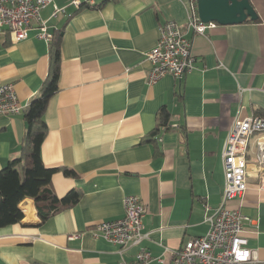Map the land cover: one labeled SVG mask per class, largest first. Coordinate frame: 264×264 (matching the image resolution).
Returning a JSON list of instances; mask_svg holds the SVG:
<instances>
[{
    "label": "crops",
    "instance_id": "0c3cea01",
    "mask_svg": "<svg viewBox=\"0 0 264 264\" xmlns=\"http://www.w3.org/2000/svg\"><path fill=\"white\" fill-rule=\"evenodd\" d=\"M73 1H54L66 14L53 17V4L41 13L48 33L63 32L59 90L44 115L41 155L56 169V196L77 191L80 200L46 220L33 199L23 200L22 221L0 228V264L135 263L141 248L152 254L149 264H173L174 252L208 233L207 218L222 204V153L233 122L264 116V0H250L257 21L215 23L204 35L188 30L189 0ZM168 21L191 39L196 69L181 82L166 75L151 85L146 53ZM39 26L32 22L18 42L0 33V85L12 83L24 108L0 116V172L20 157L24 110L49 76L51 42L38 37ZM256 142L248 151V188L227 205L251 219L244 224L248 247L264 261V170ZM127 197L143 201L147 237L122 251L92 231L123 218Z\"/></svg>",
    "mask_w": 264,
    "mask_h": 264
},
{
    "label": "built area",
    "instance_id": "2783aa9c",
    "mask_svg": "<svg viewBox=\"0 0 264 264\" xmlns=\"http://www.w3.org/2000/svg\"><path fill=\"white\" fill-rule=\"evenodd\" d=\"M55 0H0V33H10L14 41L27 38L32 22H38V37L48 42L53 35L48 33L46 23L41 21V13ZM87 0V4H92ZM198 0H189L188 30L204 35L215 23H203L197 12ZM76 7L79 0L72 2ZM66 8L54 5L53 17L66 14ZM146 61L151 65L149 84H156L162 77L172 75L181 82L192 73L195 60L192 41L187 38L174 21L159 27V39L154 48L146 53ZM15 86L12 83L0 85V116H14L23 111ZM257 138V165L264 170V116L254 115L236 119L228 133L222 153L225 174V188L222 204L208 216L209 231L200 238L192 239L174 252L173 264H264L248 247L244 224L250 218L228 207V203L241 198L247 188L248 151L252 138ZM264 189V184L261 185ZM125 216L118 220L99 222L93 228L95 237H103L110 243L121 246L125 251L131 246H139L147 237L143 233V218L146 207L139 197L124 200ZM152 254L141 248L135 263L122 261L121 264H149Z\"/></svg>",
    "mask_w": 264,
    "mask_h": 264
},
{
    "label": "trees",
    "instance_id": "16d2710c",
    "mask_svg": "<svg viewBox=\"0 0 264 264\" xmlns=\"http://www.w3.org/2000/svg\"><path fill=\"white\" fill-rule=\"evenodd\" d=\"M63 32L55 33L50 47V69L40 96L35 98L24 110L28 123V132L19 158L9 162L0 172V228L22 221L24 215L19 204L33 199L42 220L60 209L73 205L80 200L77 191L70 192L60 200L51 188V178L56 169L47 168L41 155V147L47 135L44 118L49 99L59 90L61 66V43ZM169 115L164 110L161 114V127H167ZM160 129V127H159ZM159 130L156 131L158 133ZM66 175L73 172L64 171Z\"/></svg>",
    "mask_w": 264,
    "mask_h": 264
},
{
    "label": "water",
    "instance_id": "95a60500",
    "mask_svg": "<svg viewBox=\"0 0 264 264\" xmlns=\"http://www.w3.org/2000/svg\"><path fill=\"white\" fill-rule=\"evenodd\" d=\"M197 12L203 23L222 26L239 25L259 18L250 0H198Z\"/></svg>",
    "mask_w": 264,
    "mask_h": 264
}]
</instances>
